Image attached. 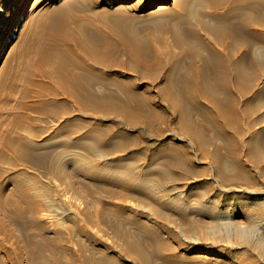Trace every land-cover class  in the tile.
Masks as SVG:
<instances>
[{"label": "rangeland", "instance_id": "374dc122", "mask_svg": "<svg viewBox=\"0 0 264 264\" xmlns=\"http://www.w3.org/2000/svg\"><path fill=\"white\" fill-rule=\"evenodd\" d=\"M3 2L0 264H81L86 257L109 264L125 249L122 237L127 231L151 250L160 233L161 251L172 257L164 264H264V177L250 172L248 179L222 184L212 156L182 135L179 117L165 109L157 91L152 94L158 107L170 119L160 133L128 128L126 123L117 128L119 116L103 123L97 112H78L62 94L53 93L54 68L34 49L35 34L43 25L37 19L51 16L55 8L64 6L71 19L64 20L60 11L54 20L63 19L69 27L86 21L110 28L122 19L149 25L159 11L178 10L179 0H23L20 9L16 0L5 6ZM248 6L258 11L264 0H248ZM140 86L147 87L146 82ZM78 135L99 139L107 147L100 154L78 141L68 146V139ZM216 141L223 152V140ZM214 147L207 145L208 153ZM133 153L141 156L140 168L149 164L147 156L159 157L153 167L167 166L165 160L175 158L176 174L167 182L168 190L129 179L126 171ZM144 194L160 199L166 208L165 227L151 204L145 208ZM166 242L176 249L170 251Z\"/></svg>", "mask_w": 264, "mask_h": 264}, {"label": "bare ground", "instance_id": "6f19581e", "mask_svg": "<svg viewBox=\"0 0 264 264\" xmlns=\"http://www.w3.org/2000/svg\"><path fill=\"white\" fill-rule=\"evenodd\" d=\"M16 2L18 9L23 8V0ZM178 4V10L159 11L149 25L122 19L110 28L86 21L69 27L64 20L69 21L70 16L63 11L64 6L37 19L43 25L35 34L34 49L42 62L54 68L53 93L62 94L78 112L99 113L103 123L119 116L122 122L116 123L117 128L126 123L128 128L160 133L170 119L158 107L152 94L157 91L165 109L179 117L182 135L191 137L205 156H212L222 184L248 179L250 172L264 177V110L260 112L264 86H259L264 82V7L249 9L248 0H179ZM60 11L64 20L55 21L54 13ZM161 13L165 15L162 18ZM141 81L147 87H141ZM217 137L223 140V152L217 147ZM90 139L78 135L75 140L68 139V146L78 141L102 154L107 146L99 139ZM207 145L215 146L212 153ZM133 154L125 170L129 179L168 190L167 182L176 174L175 158L166 159L167 166L153 167L151 163L159 157L147 156L149 164L140 168L141 156ZM230 168L233 171H228ZM142 200L145 208L151 204L156 219L165 227L168 216L160 199L144 194ZM157 235L151 250L127 231L122 237L125 249L109 264H125L122 260L129 259L133 264L170 262L172 257L161 251L162 235ZM166 247L176 249L169 242ZM155 254L161 259H155ZM80 260L81 264H102L88 257Z\"/></svg>", "mask_w": 264, "mask_h": 264}]
</instances>
